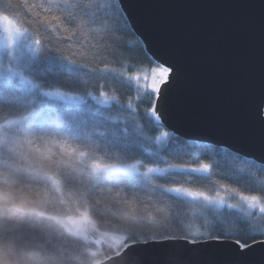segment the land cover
I'll return each mask as SVG.
<instances>
[{"label":"trees","instance_id":"16d2710c","mask_svg":"<svg viewBox=\"0 0 264 264\" xmlns=\"http://www.w3.org/2000/svg\"><path fill=\"white\" fill-rule=\"evenodd\" d=\"M0 16L21 39L0 47V69L29 80L0 76V264H97L167 237L264 239V165L154 117L163 69L117 0H0ZM81 214L121 243L56 219Z\"/></svg>","mask_w":264,"mask_h":264},{"label":"water","instance_id":"95a60500","mask_svg":"<svg viewBox=\"0 0 264 264\" xmlns=\"http://www.w3.org/2000/svg\"><path fill=\"white\" fill-rule=\"evenodd\" d=\"M117 1L165 70L154 100L158 121L183 139L264 165V0ZM98 264H264V239H149Z\"/></svg>","mask_w":264,"mask_h":264},{"label":"rangeland","instance_id":"374dc122","mask_svg":"<svg viewBox=\"0 0 264 264\" xmlns=\"http://www.w3.org/2000/svg\"><path fill=\"white\" fill-rule=\"evenodd\" d=\"M1 34H0V47L5 48L7 46L11 45H18L21 41L20 39V33L18 30H16L15 26L8 20L1 18ZM163 70V77H164ZM0 76H7V77H16L20 81L29 84V80L21 74L20 71L16 69H12L10 67H5L3 69H0ZM162 77V78H163ZM108 167H114V166H108ZM116 167V166H115ZM122 169H128L130 171H136L137 166L134 164H129L127 166L119 167ZM249 208L254 207L252 203L248 204ZM262 210H264V207H261ZM58 221L62 223V225L72 234L76 236H80L90 242L98 243L101 240H104L107 244H110L113 247H116L119 245L122 241L121 237L111 234H95V230L93 229V225L90 221V219L84 215L81 214L79 216H73V217H65L56 218ZM101 237V238H99Z\"/></svg>","mask_w":264,"mask_h":264}]
</instances>
